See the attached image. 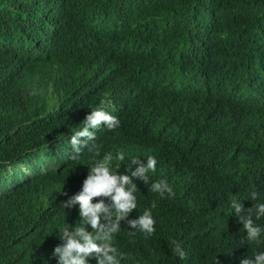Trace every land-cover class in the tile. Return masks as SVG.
I'll return each mask as SVG.
<instances>
[{"label": "trees", "instance_id": "1", "mask_svg": "<svg viewBox=\"0 0 264 264\" xmlns=\"http://www.w3.org/2000/svg\"><path fill=\"white\" fill-rule=\"evenodd\" d=\"M104 100L120 126L92 130L74 158L71 136ZM108 152L125 154L111 163L119 173L157 159L148 184L134 178L128 217L150 210L155 233L122 221L120 264H240L264 252V232L248 241L231 206L252 207L264 228V0H0V264H57L60 231L81 226L79 206L63 202ZM158 180L175 195L153 192Z\"/></svg>", "mask_w": 264, "mask_h": 264}, {"label": "clouds", "instance_id": "2", "mask_svg": "<svg viewBox=\"0 0 264 264\" xmlns=\"http://www.w3.org/2000/svg\"><path fill=\"white\" fill-rule=\"evenodd\" d=\"M110 100L101 101L100 107L93 109L84 119V127L71 136L70 143L73 147V157H77L81 151L88 147L89 141H94L96 133L103 124L109 130L120 126V120L110 114L106 109L111 107ZM91 147L97 156L100 155L102 145L93 143ZM113 160L125 161L123 152L113 155L105 153L103 158L96 161L89 170L79 192L63 202V207L71 208L79 206L81 226H68L60 231L59 239L63 243L54 247L52 256L57 258V264H89V257L95 256L97 264H120L123 253L113 245V236L120 231L121 222L126 221L129 228L136 229L148 236L155 233V219L150 210H145L138 218L128 219L129 214L137 209L138 191L134 178H139L145 184L149 183V173L156 171L157 159L149 156L145 161L132 158L126 165L127 171L119 173L111 170ZM135 165V167H133ZM130 171V174H128ZM151 190L163 196L165 193L174 196L173 188L166 180H158L151 183ZM258 194L253 191L250 194L252 201L257 199ZM94 199L97 202H93ZM232 208L243 228L247 232V240L260 243V237L264 228L255 224L252 218L253 208L247 209V216H241L245 212L241 201L233 200ZM155 207V204H153ZM264 217V203L255 205V218ZM91 226V231L87 230ZM135 235V232L130 233ZM175 247L172 251L180 259H184L186 252L176 241L172 242ZM119 256V258H118ZM240 264H264V252L257 253L254 259L243 258Z\"/></svg>", "mask_w": 264, "mask_h": 264}, {"label": "rangeland", "instance_id": "3", "mask_svg": "<svg viewBox=\"0 0 264 264\" xmlns=\"http://www.w3.org/2000/svg\"><path fill=\"white\" fill-rule=\"evenodd\" d=\"M26 89L27 90H33V91H39V92H41V93H48V91L45 89V88H41L40 90H38L35 86H34V84H29V85H27V87H26Z\"/></svg>", "mask_w": 264, "mask_h": 264}]
</instances>
